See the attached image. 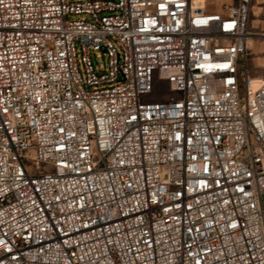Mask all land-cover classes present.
Returning <instances> with one entry per match:
<instances>
[{
  "label": "built area",
  "instance_id": "1",
  "mask_svg": "<svg viewBox=\"0 0 264 264\" xmlns=\"http://www.w3.org/2000/svg\"><path fill=\"white\" fill-rule=\"evenodd\" d=\"M199 1L0 0V264H264L253 0Z\"/></svg>",
  "mask_w": 264,
  "mask_h": 264
},
{
  "label": "rangeland",
  "instance_id": "2",
  "mask_svg": "<svg viewBox=\"0 0 264 264\" xmlns=\"http://www.w3.org/2000/svg\"><path fill=\"white\" fill-rule=\"evenodd\" d=\"M225 0H201L198 2L201 6L210 7L211 9H219ZM249 45L251 51L248 59V73L250 76H255L254 87H257L264 77V67L261 65V50L264 48V0H253L251 13L249 18ZM107 54L97 53L93 54V60L103 66L107 62ZM155 92L151 95L144 96L145 100H153L156 98L167 97L170 95L168 86L161 81L155 79ZM43 170L49 169L44 164H39ZM30 168L35 170V165L31 164Z\"/></svg>",
  "mask_w": 264,
  "mask_h": 264
},
{
  "label": "crops",
  "instance_id": "3",
  "mask_svg": "<svg viewBox=\"0 0 264 264\" xmlns=\"http://www.w3.org/2000/svg\"><path fill=\"white\" fill-rule=\"evenodd\" d=\"M249 48H251V46L249 45Z\"/></svg>",
  "mask_w": 264,
  "mask_h": 264
},
{
  "label": "bare ground",
  "instance_id": "4",
  "mask_svg": "<svg viewBox=\"0 0 264 264\" xmlns=\"http://www.w3.org/2000/svg\"><path fill=\"white\" fill-rule=\"evenodd\" d=\"M263 79H264V78H263ZM263 79H262V80H263Z\"/></svg>",
  "mask_w": 264,
  "mask_h": 264
}]
</instances>
